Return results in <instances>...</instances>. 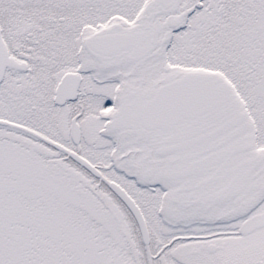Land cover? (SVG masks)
I'll use <instances>...</instances> for the list:
<instances>
[{
	"label": "snow or ice",
	"instance_id": "1",
	"mask_svg": "<svg viewBox=\"0 0 264 264\" xmlns=\"http://www.w3.org/2000/svg\"><path fill=\"white\" fill-rule=\"evenodd\" d=\"M0 264H264V0H0Z\"/></svg>",
	"mask_w": 264,
	"mask_h": 264
}]
</instances>
